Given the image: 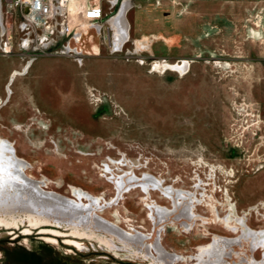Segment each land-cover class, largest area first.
Instances as JSON below:
<instances>
[{
    "label": "rangeland",
    "instance_id": "374dc122",
    "mask_svg": "<svg viewBox=\"0 0 264 264\" xmlns=\"http://www.w3.org/2000/svg\"><path fill=\"white\" fill-rule=\"evenodd\" d=\"M132 4L124 45L132 54L100 45L82 65L38 54L6 86L20 57L0 55V139L44 190L80 197L93 214L143 233L147 246L161 236L184 257L175 264H194L187 255L242 231L226 229V217L264 229V0ZM160 60L189 66L153 69ZM146 175L160 187L142 190ZM166 188L186 195L189 230L175 219L179 205L163 221L150 216L152 202L173 208ZM88 224L0 218V264H155ZM247 244L235 255L262 257L264 247Z\"/></svg>",
    "mask_w": 264,
    "mask_h": 264
},
{
    "label": "bare ground",
    "instance_id": "6f19581e",
    "mask_svg": "<svg viewBox=\"0 0 264 264\" xmlns=\"http://www.w3.org/2000/svg\"><path fill=\"white\" fill-rule=\"evenodd\" d=\"M129 7V3H124L115 20V24L118 28L115 41L118 43H121L128 36L129 24L126 19V12ZM145 43L140 41L138 43V48L147 47ZM180 61L175 64H170L165 60L156 61L153 65V69L155 68L160 71L170 69L175 70L176 72L179 71L180 73H185L188 69L189 63L187 60ZM17 73L18 72L14 71L11 76L13 77ZM9 91L10 88H8V93ZM94 91L96 90L92 89L89 96L92 97V100H97L96 98L98 95L95 94ZM0 101L2 100L0 99ZM120 182L122 183V181ZM138 182H140L141 185H139V183L138 185L142 187V190H147V185L149 184L154 188L160 187V182L158 180L148 177L147 175L144 179L138 180ZM119 185L122 186L120 183ZM182 192L183 191H175L170 188L165 189V196L173 202L172 209H170V207L153 204V202L149 205L151 211L150 216L153 218L154 222L157 218L160 221L165 220L167 215L171 212L173 213L179 205L180 210L179 213L176 211L178 214L175 215V219L179 218L178 221H180V223L181 221L183 222L182 227L189 230L188 221L191 220L193 213L191 211V206L188 203H185L186 195ZM78 198L80 199V197ZM79 199L66 197L53 191H46L40 184L29 179L20 166V161L15 148L0 139V218L15 219L17 217H39L46 219L50 223L63 222L65 225L76 228V230L81 225L89 223L87 226L88 229H92L93 231L95 229L93 227L101 229L109 236V242L113 245H115L113 239L115 237V239L117 238L120 243L122 242L126 244V246L133 245L139 248L142 247L144 249V252H142L145 256L150 258L155 264H175L184 258L176 253L168 252L163 247L161 236H159V238L157 236L158 240H155L153 244L147 246L144 240L145 235L143 233L139 231L130 232L122 229L117 224L106 220L97 214H93V211L90 208L91 206L84 205ZM223 222L226 224L224 227L230 230L231 233L235 234L240 229L242 231L228 239H221L219 241L213 240L208 247L202 246L200 248V253L196 257L197 264H221L222 262H225V259H228L229 256L232 255L233 246L238 243L239 245H242V243H248L247 245L250 246L251 252H254V249L258 246L264 247L263 228L253 229L247 225L243 217L239 216L234 219L226 217ZM256 251H258V249L255 250V252ZM239 264H264V258L262 262L261 260L260 262H256L254 259L246 261V259L242 260L239 258Z\"/></svg>",
    "mask_w": 264,
    "mask_h": 264
},
{
    "label": "built area",
    "instance_id": "2783aa9c",
    "mask_svg": "<svg viewBox=\"0 0 264 264\" xmlns=\"http://www.w3.org/2000/svg\"><path fill=\"white\" fill-rule=\"evenodd\" d=\"M124 3L130 0H0V55H18L24 70L38 54L68 56L79 64L100 45L111 54H132L124 49L129 29L121 43L115 41Z\"/></svg>",
    "mask_w": 264,
    "mask_h": 264
},
{
    "label": "flooded vegetation",
    "instance_id": "af4514ba",
    "mask_svg": "<svg viewBox=\"0 0 264 264\" xmlns=\"http://www.w3.org/2000/svg\"><path fill=\"white\" fill-rule=\"evenodd\" d=\"M196 250V249H195ZM199 250H200V248H199ZM199 252V251H198ZM255 252V251H254ZM253 252V253H254ZM234 253V255H235V253H238V251L235 249V247L233 248V252H232V254ZM240 253V252H239ZM193 254H195V252H193ZM241 254V253H240ZM197 255H198V253L196 254V255H187L186 256V258L187 259H190L191 261H193V263L194 264H197L196 262V257H197ZM235 257L236 258H240V259H242V260H244L245 258H244V256L241 254L240 256H237V255H235ZM259 258H261V259H259ZM263 258H264V249H263V254H262V257H258L257 258V256L255 257L254 255H252L251 256V259H254L256 262H260V260H261V262L263 261ZM250 259V260H251ZM247 261V260H246ZM232 263H235V264H239V260L237 259V261L235 260V262H233L232 261Z\"/></svg>",
    "mask_w": 264,
    "mask_h": 264
},
{
    "label": "crops",
    "instance_id": "0c3cea01",
    "mask_svg": "<svg viewBox=\"0 0 264 264\" xmlns=\"http://www.w3.org/2000/svg\"><path fill=\"white\" fill-rule=\"evenodd\" d=\"M157 1H158V0H157ZM130 4H131V6L133 5V4H132V0H130ZM128 10H129V9H128ZM126 19H127V18H126ZM127 21H128V20H127ZM128 24H129V22H128ZM35 61H36V60H34L32 63L30 62L31 65H30V63H29L25 70H30L31 67L33 66V64L35 63ZM23 65H24V64H22L21 61H20V59H19V60H18V63H17V66H16V67H13V68L9 71V73H8V75H7V79H6L5 83H4L5 86L7 85L8 80L11 78V75H13L12 72H13V71H16V70H21V68L23 67ZM37 70H38V69H37ZM38 71H41V70H38ZM16 72H17V71H16ZM19 80H22V77L19 78ZM0 98H1V99H4V97H0Z\"/></svg>",
    "mask_w": 264,
    "mask_h": 264
},
{
    "label": "water",
    "instance_id": "95a60500",
    "mask_svg": "<svg viewBox=\"0 0 264 264\" xmlns=\"http://www.w3.org/2000/svg\"><path fill=\"white\" fill-rule=\"evenodd\" d=\"M154 65V64H153Z\"/></svg>",
    "mask_w": 264,
    "mask_h": 264
}]
</instances>
